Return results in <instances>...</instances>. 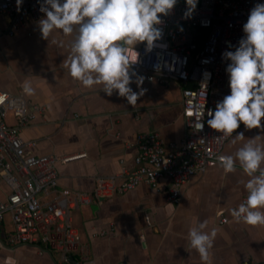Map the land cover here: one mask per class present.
Segmentation results:
<instances>
[{
    "label": "crops",
    "instance_id": "1",
    "mask_svg": "<svg viewBox=\"0 0 264 264\" xmlns=\"http://www.w3.org/2000/svg\"><path fill=\"white\" fill-rule=\"evenodd\" d=\"M42 15L28 17L8 35L7 19L0 14V28L5 31L0 35V90L22 96L29 107H42L20 129V135L34 140L32 153L56 159L61 186L92 194L96 178L110 176L120 185L122 171L137 167L138 134L156 132L166 150L183 137L181 85L144 82L146 91L135 106L115 94L105 95L100 85L83 87L64 67L74 34L54 30L42 39L36 27ZM25 81L31 82L33 94L24 93ZM132 87L136 90L135 84ZM6 117L8 124L16 123L10 113ZM236 131H243L244 136L232 143ZM257 134V142L264 144V130L244 129L241 123L226 140L224 155H234ZM73 155L80 156L60 161ZM247 179L238 163L229 173L217 164L193 174L177 202L167 200V177L155 188L140 182L124 192L93 198L71 211L82 246L81 252L71 253L72 264H202L188 240L189 228L200 221L207 222L203 231L216 229L210 264H264V225L245 224L229 211L241 203ZM7 191L0 180L1 200ZM221 210L226 215L223 223L217 217ZM10 230L4 219L0 264H70L61 262L54 251L39 252V247L26 243L8 244L4 234Z\"/></svg>",
    "mask_w": 264,
    "mask_h": 264
},
{
    "label": "built area",
    "instance_id": "2",
    "mask_svg": "<svg viewBox=\"0 0 264 264\" xmlns=\"http://www.w3.org/2000/svg\"><path fill=\"white\" fill-rule=\"evenodd\" d=\"M253 3L254 0H199L192 18L181 19L185 7L181 0L172 14L163 17L160 43L166 47H154L151 52H145L143 42L136 46L138 63L134 67L145 76L144 82L174 81L181 85L185 132L178 143L168 145L169 150L156 132L138 134V152L134 159L137 167L122 171L120 185L110 176L97 177L92 194L61 186L54 167L56 159L32 153L34 140H24L20 135V129L33 120L42 107H29L22 96L0 90L3 97L0 99V180L8 187L5 198L0 199V234L6 214L13 225L12 230L4 234L7 243L31 244L39 247V252L54 251L61 262L67 263L73 251L82 250L79 233L71 221L72 210L89 204L93 198L129 190L140 182L155 188L162 177L170 181L167 200L177 202L181 189L193 174L219 164L217 157L224 155L222 150L228 138L221 139L219 133L206 124L207 111L229 91L227 61L222 60L221 52L230 44L235 45L243 35L242 24ZM0 14L7 19L6 33L12 35L28 17L39 16L41 12L35 0H24L19 12L15 0H0ZM5 31L0 28V35ZM129 51L136 55L135 49ZM165 61L172 65L170 69L163 67ZM157 62L161 64L160 69L154 66ZM203 69L211 71L210 79H202ZM8 113L16 120L14 125L7 123ZM202 122L203 129H196V124ZM80 155L62 157L60 161ZM246 195L247 192L241 202ZM217 217L219 223L226 221L222 210Z\"/></svg>",
    "mask_w": 264,
    "mask_h": 264
},
{
    "label": "clouds",
    "instance_id": "3",
    "mask_svg": "<svg viewBox=\"0 0 264 264\" xmlns=\"http://www.w3.org/2000/svg\"><path fill=\"white\" fill-rule=\"evenodd\" d=\"M24 0H15L16 11ZM181 0H35L43 15L36 21L42 39L58 30L73 35L64 67L69 75L85 88L101 86L107 96L115 94L125 103L135 106L146 88L145 76L134 67L138 63L136 46L143 42L144 51L166 47L163 36V17L173 13ZM199 0H183L181 19H191ZM243 35L235 45L221 52L226 60L225 72L229 91L215 101L207 111L206 124L216 130L221 139L232 136L241 123L244 129L264 130V0H254L242 24ZM130 48L136 55L130 54ZM207 62L206 60L204 61ZM155 67H161L157 62ZM163 67L172 65L164 62ZM211 71L203 69L202 79L211 78ZM135 84L136 90L132 85ZM25 94L35 89L31 82L23 83ZM3 99V97H0ZM202 130L204 122L197 123ZM243 131H236L232 143L242 139ZM258 134L238 147L233 154L217 157L224 173L234 172L237 163L248 177L244 182L246 198L230 209L232 217L245 224L264 225V144ZM163 162L168 163L164 158ZM206 221L188 230L189 246L196 250L202 264H210V252L216 229L203 231Z\"/></svg>",
    "mask_w": 264,
    "mask_h": 264
},
{
    "label": "rangeland",
    "instance_id": "4",
    "mask_svg": "<svg viewBox=\"0 0 264 264\" xmlns=\"http://www.w3.org/2000/svg\"><path fill=\"white\" fill-rule=\"evenodd\" d=\"M5 219L8 222L9 227H11V229H12L13 228V225H12V223L10 221V218H9V215L8 214H6Z\"/></svg>",
    "mask_w": 264,
    "mask_h": 264
},
{
    "label": "water",
    "instance_id": "5",
    "mask_svg": "<svg viewBox=\"0 0 264 264\" xmlns=\"http://www.w3.org/2000/svg\"><path fill=\"white\" fill-rule=\"evenodd\" d=\"M68 263H70V264L75 263L71 254L68 256Z\"/></svg>",
    "mask_w": 264,
    "mask_h": 264
},
{
    "label": "bare ground",
    "instance_id": "6",
    "mask_svg": "<svg viewBox=\"0 0 264 264\" xmlns=\"http://www.w3.org/2000/svg\"><path fill=\"white\" fill-rule=\"evenodd\" d=\"M61 158V157H60Z\"/></svg>",
    "mask_w": 264,
    "mask_h": 264
}]
</instances>
